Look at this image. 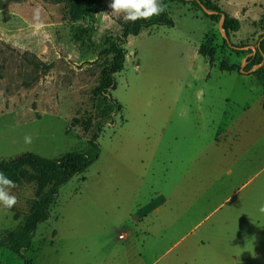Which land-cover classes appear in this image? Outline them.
<instances>
[{
	"label": "rangeland",
	"instance_id": "obj_1",
	"mask_svg": "<svg viewBox=\"0 0 264 264\" xmlns=\"http://www.w3.org/2000/svg\"><path fill=\"white\" fill-rule=\"evenodd\" d=\"M66 1H10L0 9V161L30 153L57 160L87 151L94 135L100 156L60 187L49 220L38 224L23 256L13 247L25 241L27 223L58 178L43 191L34 177L4 186L17 202L11 208L0 202V264H92L124 243L136 240L144 249L155 239L157 251L141 249L147 261L171 246L163 259L202 243L225 245L229 256L264 264V172L245 184L252 172L232 178L225 169L213 193L201 191L189 211L168 218L172 225L154 236L147 225L160 227L162 219L155 215L148 223L141 203L147 194L169 190L197 155L195 148L203 149L224 123L210 90L207 101L199 102L187 89L191 69L199 64L196 47L217 65L233 60L241 65L249 53L230 49L219 22L199 7L167 0L175 25H152L131 34L123 70L101 92L104 70L112 65L109 42L121 37L123 23L131 20L124 19V12L115 14L111 0H96L86 7L85 18L71 20ZM211 1L242 18L249 9L264 13V0ZM251 29L242 25L232 41L257 45L260 37L249 36ZM217 97L220 102L224 92ZM182 101L193 108L185 115ZM199 106L205 116L197 114ZM195 133H203L201 143ZM177 147L179 153L172 157ZM156 195L160 202L162 195ZM122 233L130 235L121 240Z\"/></svg>",
	"mask_w": 264,
	"mask_h": 264
},
{
	"label": "crops",
	"instance_id": "obj_2",
	"mask_svg": "<svg viewBox=\"0 0 264 264\" xmlns=\"http://www.w3.org/2000/svg\"><path fill=\"white\" fill-rule=\"evenodd\" d=\"M230 14L239 18L242 25L251 26L249 36L256 38L264 33L262 27L264 13L249 9L244 18ZM256 25H260L259 29ZM233 35L236 38L237 32ZM229 55L240 59L235 53H229ZM194 57L199 64L191 69L192 77L187 83V89H190L189 94L193 95L194 101H207V92L210 90L211 100L218 105L217 109L224 123L217 126L214 137L210 135L203 142V149L201 146L195 148L197 155L195 154L187 169L184 166L177 178L179 180L173 183L169 190L159 189L154 194L142 197L141 203L145 204V213L150 216L148 223H151L155 215L162 219L160 227L147 225V232L152 236L158 234V229L165 231L172 225V220L170 225L167 224L168 218H180L184 214L180 211L181 209L187 210L188 207L189 211L195 204V197L201 191L212 192L215 182L223 177L225 169L232 178L252 172L253 175L245 181V184L255 180V177L264 172V69L261 73L251 74L242 73L237 68L222 69L220 65L213 64L211 59L199 52L198 46ZM246 58L241 57L239 64H245ZM235 63H237L236 60H233L232 64ZM213 74L215 77H212ZM209 81L211 84L208 83ZM221 91L224 92V97L220 100V106L217 92ZM223 101L225 104L222 103ZM181 104L180 112L182 111L183 115L188 113V109H193L184 101ZM200 106L197 114L205 116V110ZM202 134L195 133L194 136L200 140ZM195 143L194 139L192 146H195ZM178 153L177 147L172 157H176ZM256 192L258 191L255 188L252 194ZM156 194L162 195L160 202L156 201ZM138 212L142 213V211ZM128 235L130 233L125 238L120 236L119 238L126 240ZM159 246L155 239L142 249L135 240L122 244L120 249L112 248V252L106 259L97 260L92 264H255L251 258L238 259L234 253L229 256L230 249H226L225 245L202 243L188 245V248L163 259V256L170 253L173 248L171 246L160 257L147 261L141 249L147 254H152Z\"/></svg>",
	"mask_w": 264,
	"mask_h": 264
},
{
	"label": "trees",
	"instance_id": "obj_3",
	"mask_svg": "<svg viewBox=\"0 0 264 264\" xmlns=\"http://www.w3.org/2000/svg\"><path fill=\"white\" fill-rule=\"evenodd\" d=\"M19 1V0H0V9L4 8L7 2ZM56 2L63 0H54ZM96 0H67V7L69 8V17L71 20H78L86 17V7L91 6ZM194 6L202 9L207 17L211 20L220 22L223 19L224 41L226 45L233 51L242 53H249L244 66L235 64H227L222 61L220 66L225 70L238 69L245 74L261 73L264 69V33L260 35V41L256 45V51L252 48L251 44H238L232 41L231 36L238 32L242 27V22L239 18L232 16L230 13L222 9V7L211 0H185ZM163 4L164 10L155 17L140 18L136 22L123 23L124 29L121 37L113 38L109 42L107 50L112 54V65L106 67L104 75L106 77V83L101 89V92L106 90V87L114 85V74L123 70L127 55V49L125 44L128 41V37L131 34H138L143 28L150 27L152 25H168L174 26L175 20L169 13L167 8V0H158ZM201 53L205 56H209L206 50H201ZM211 61L213 58L211 56ZM114 100V99H113ZM100 156V148L97 136L94 135L91 141V148L87 151L70 152L60 159H45L34 153L22 156L20 158L10 159L7 161H0V174L6 179L12 182H19L27 178H37L39 189L43 191L46 186L51 183L54 178H58V181L53 185L51 192L43 200L41 207L29 220L25 227V241L14 246L13 249L23 256V249H27L32 244V238L37 230L38 224L46 222L50 218L51 205L58 195L60 187L71 180L78 174L83 173L93 162H95ZM25 264H29L25 261Z\"/></svg>",
	"mask_w": 264,
	"mask_h": 264
},
{
	"label": "clouds",
	"instance_id": "obj_4",
	"mask_svg": "<svg viewBox=\"0 0 264 264\" xmlns=\"http://www.w3.org/2000/svg\"><path fill=\"white\" fill-rule=\"evenodd\" d=\"M109 7L115 14L126 13L124 19L135 21L138 18H149L164 10V5L158 0H111ZM39 27V25H37ZM4 186L14 187L15 185L3 174H0V202L11 208L16 204V197L10 196Z\"/></svg>",
	"mask_w": 264,
	"mask_h": 264
},
{
	"label": "water",
	"instance_id": "obj_5",
	"mask_svg": "<svg viewBox=\"0 0 264 264\" xmlns=\"http://www.w3.org/2000/svg\"><path fill=\"white\" fill-rule=\"evenodd\" d=\"M223 19H224V17H222L221 21L219 22V28H220L221 31L224 32L223 26H222L223 25ZM223 35L225 37V34H223ZM252 48L254 49V51H256L257 46L256 45H252ZM263 64H264V61L262 62V64L258 65V67L263 65ZM242 66H244V64H242Z\"/></svg>",
	"mask_w": 264,
	"mask_h": 264
},
{
	"label": "built area",
	"instance_id": "obj_6",
	"mask_svg": "<svg viewBox=\"0 0 264 264\" xmlns=\"http://www.w3.org/2000/svg\"><path fill=\"white\" fill-rule=\"evenodd\" d=\"M125 236H126V234H124V233H122V234L120 235L121 238H125Z\"/></svg>",
	"mask_w": 264,
	"mask_h": 264
}]
</instances>
